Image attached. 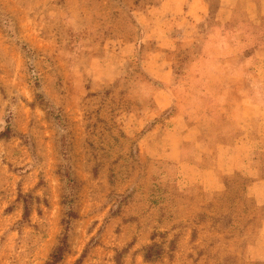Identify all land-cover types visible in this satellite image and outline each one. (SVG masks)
Here are the masks:
<instances>
[{"label":"rangeland","instance_id":"obj_1","mask_svg":"<svg viewBox=\"0 0 264 264\" xmlns=\"http://www.w3.org/2000/svg\"><path fill=\"white\" fill-rule=\"evenodd\" d=\"M163 1L0 0V264H264V32Z\"/></svg>","mask_w":264,"mask_h":264},{"label":"crops","instance_id":"obj_2","mask_svg":"<svg viewBox=\"0 0 264 264\" xmlns=\"http://www.w3.org/2000/svg\"><path fill=\"white\" fill-rule=\"evenodd\" d=\"M241 0H222V5L229 9H234L240 4ZM247 6V20L246 23L255 25V27H259L264 32V0H247L246 1ZM163 8L168 9L169 11L174 10V12L177 13V15L186 14L187 17H189L190 20H197L198 18L204 16L208 12V4L205 0H164L163 1ZM255 57L256 62L258 61L257 58L264 57V45L259 46L255 49ZM154 62H151V65H153ZM259 66H262L264 64V60L258 61ZM166 72L161 67L155 71H152V74L160 79V80H167L166 78ZM261 124L264 125V121L261 122ZM184 139L179 137V141H175V144L172 148H169L172 150L171 152L166 153L165 155L172 160H179L180 159V153L177 151L178 143ZM185 139H188V135L185 136ZM260 140L251 138L250 136H247L242 139L241 144L239 145V148L234 153H228L231 154L229 158V164L227 165V172L224 171L225 168H219L224 172L216 171V170H204V177L205 182L210 187H213L214 189L220 188L222 185V177L226 173H235L236 171H243L247 170V172L250 173V175H254L255 171V161L252 162V164L248 162H244L243 155L245 153H249L251 150L255 149L253 148L254 145H258ZM247 163L249 164L247 166ZM255 176V175H254ZM258 176V175H257ZM260 183L257 184H264L263 181H256Z\"/></svg>","mask_w":264,"mask_h":264},{"label":"trees","instance_id":"obj_3","mask_svg":"<svg viewBox=\"0 0 264 264\" xmlns=\"http://www.w3.org/2000/svg\"><path fill=\"white\" fill-rule=\"evenodd\" d=\"M26 210H28V208H26ZM75 213L72 207V201L71 204L69 205V212H68V220H67V227L66 230H69L70 227V221L72 218H74ZM68 236L67 234L61 239L59 245L54 249V251L52 252L49 261L46 264H60L66 254L68 253ZM157 245H153L150 246L147 249V253L145 254V257L147 260H151L152 259V255L150 254V252L156 247Z\"/></svg>","mask_w":264,"mask_h":264}]
</instances>
